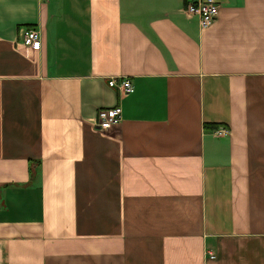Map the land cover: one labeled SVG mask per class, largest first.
Masks as SVG:
<instances>
[{
	"label": "crops",
	"instance_id": "obj_1",
	"mask_svg": "<svg viewBox=\"0 0 264 264\" xmlns=\"http://www.w3.org/2000/svg\"><path fill=\"white\" fill-rule=\"evenodd\" d=\"M189 1L0 0V264H264V0Z\"/></svg>",
	"mask_w": 264,
	"mask_h": 264
},
{
	"label": "built area",
	"instance_id": "obj_2",
	"mask_svg": "<svg viewBox=\"0 0 264 264\" xmlns=\"http://www.w3.org/2000/svg\"><path fill=\"white\" fill-rule=\"evenodd\" d=\"M218 0H191L189 1L184 10L190 14L198 16L199 24L202 27L210 25L219 13ZM19 41L32 49H39L41 47L40 31L34 26H21L18 30ZM108 84L118 88L122 92H130L133 90V82L128 76L110 77ZM121 107L119 104L110 106H103L97 109L94 123L101 129L105 130L112 126L117 125L121 121ZM228 128L224 125L216 127L217 134L225 133ZM210 256H214L210 254Z\"/></svg>",
	"mask_w": 264,
	"mask_h": 264
},
{
	"label": "trees",
	"instance_id": "obj_3",
	"mask_svg": "<svg viewBox=\"0 0 264 264\" xmlns=\"http://www.w3.org/2000/svg\"><path fill=\"white\" fill-rule=\"evenodd\" d=\"M205 126L206 127H216V126H218V124L217 123H205Z\"/></svg>",
	"mask_w": 264,
	"mask_h": 264
}]
</instances>
